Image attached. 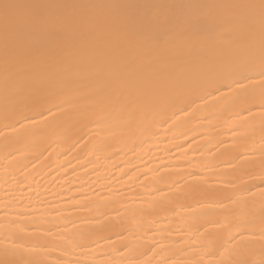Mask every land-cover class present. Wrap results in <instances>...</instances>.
<instances>
[{"label":"bare ground","instance_id":"6f19581e","mask_svg":"<svg viewBox=\"0 0 264 264\" xmlns=\"http://www.w3.org/2000/svg\"><path fill=\"white\" fill-rule=\"evenodd\" d=\"M0 264H264V0H0Z\"/></svg>","mask_w":264,"mask_h":264}]
</instances>
